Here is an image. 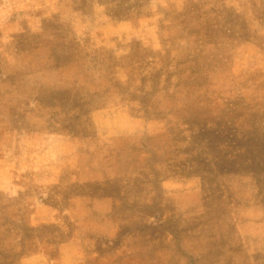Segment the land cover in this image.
I'll return each instance as SVG.
<instances>
[{"label": "rangeland", "instance_id": "rangeland-1", "mask_svg": "<svg viewBox=\"0 0 264 264\" xmlns=\"http://www.w3.org/2000/svg\"><path fill=\"white\" fill-rule=\"evenodd\" d=\"M0 264H264V0H0Z\"/></svg>", "mask_w": 264, "mask_h": 264}, {"label": "trees", "instance_id": "trees-1", "mask_svg": "<svg viewBox=\"0 0 264 264\" xmlns=\"http://www.w3.org/2000/svg\"><path fill=\"white\" fill-rule=\"evenodd\" d=\"M55 35H57V32H55ZM67 46H68V42L61 43L60 46H58V49L61 51L62 57H64L66 54L65 50L67 49Z\"/></svg>", "mask_w": 264, "mask_h": 264}]
</instances>
